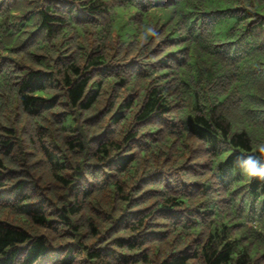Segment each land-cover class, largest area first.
I'll use <instances>...</instances> for the list:
<instances>
[{
  "label": "trees",
  "instance_id": "obj_1",
  "mask_svg": "<svg viewBox=\"0 0 264 264\" xmlns=\"http://www.w3.org/2000/svg\"><path fill=\"white\" fill-rule=\"evenodd\" d=\"M264 0H0V264H264Z\"/></svg>",
  "mask_w": 264,
  "mask_h": 264
},
{
  "label": "clouds",
  "instance_id": "obj_2",
  "mask_svg": "<svg viewBox=\"0 0 264 264\" xmlns=\"http://www.w3.org/2000/svg\"><path fill=\"white\" fill-rule=\"evenodd\" d=\"M245 171L246 174L249 176L255 175L264 178V165H261L260 167H256L255 161H246Z\"/></svg>",
  "mask_w": 264,
  "mask_h": 264
}]
</instances>
